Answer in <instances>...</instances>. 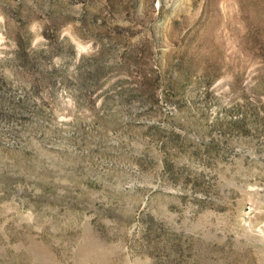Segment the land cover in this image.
<instances>
[{
	"label": "rangeland",
	"instance_id": "obj_1",
	"mask_svg": "<svg viewBox=\"0 0 264 264\" xmlns=\"http://www.w3.org/2000/svg\"><path fill=\"white\" fill-rule=\"evenodd\" d=\"M0 264H264V0H0Z\"/></svg>",
	"mask_w": 264,
	"mask_h": 264
}]
</instances>
